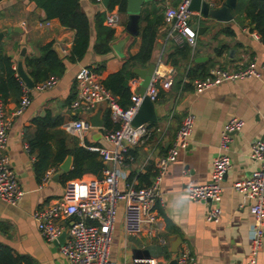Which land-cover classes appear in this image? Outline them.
<instances>
[{"label": "crops", "instance_id": "obj_1", "mask_svg": "<svg viewBox=\"0 0 264 264\" xmlns=\"http://www.w3.org/2000/svg\"><path fill=\"white\" fill-rule=\"evenodd\" d=\"M180 1L145 0L140 32L136 36L128 34L126 30L129 16L127 10L122 12L121 21L116 27L108 26L104 18L103 25L113 28L115 34L110 52L100 54L94 49L95 21L99 13L105 15V9L93 0H80L82 10L91 20L93 34L83 60L71 59L76 31L63 26L58 18L45 19L44 11L40 10L35 1H0V31L9 30L0 47L10 57L13 67L17 68L18 62L22 61L24 70L35 80L34 65L28 60L41 57V46L58 43L64 53V56H60L56 52L65 67L62 74H54L59 76L58 83L46 91L32 88L31 104L21 115L15 116L9 130L6 152L24 189V196L16 205L0 199V248L9 247L14 256L22 259L20 264H68L60 252V246L56 247L54 242H48L41 236L33 212L63 195L67 174L74 161L72 155L71 169L67 172L61 168L63 162H55L64 139L71 150L77 145L113 147L106 137L105 125L87 130L84 144L80 138L64 130L63 123L68 119L91 117L101 110L105 120L106 112L110 111L105 105L88 115L70 110V104L76 98V75L82 67H90L96 71L100 69L104 80L119 71L130 56L140 52L147 17H161L154 58L161 55V59L172 67V61L175 60L177 74L172 88L167 91L161 89L159 99L155 102L158 121L150 123L155 127L152 138L146 144L132 147L124 163L117 166L122 187L127 182H134L138 186L151 183L156 174V158L167 152L188 112L195 115V125L188 148L180 150L177 160L168 167L161 187L163 202L156 203L160 233L167 242L161 243L151 231L128 236L123 222L125 201H120L111 257L121 263H129L137 254H149L156 257L159 264H168L188 249L194 254L197 264H249L254 224L250 207L253 201L237 192L233 184L250 176L258 167V163L250 157V152L253 141L264 136V40L261 32L264 29V0H256V15L262 12L258 24L247 13L250 0H238L241 8L238 9L237 5L233 10L232 21H199L200 25L209 24V28L201 36V46L198 45L197 37V46L191 47L190 52L186 51V58L178 53L182 49H176L178 45L168 38L169 26L165 20L166 8L169 5L176 6ZM223 1L219 0L218 6L223 5ZM16 27H20L22 32L15 31ZM23 35H26L25 44L22 43ZM256 35L259 37L256 38ZM121 40H125L124 44L115 49L114 45ZM24 47H27V53L22 56ZM251 61H255L257 68L262 71L260 78L224 81L197 92L195 79L192 81L188 76L190 68L197 69V77H201L202 72H208L209 75L214 67L233 70ZM131 64L132 71L146 67L133 62ZM44 68L47 69V66ZM135 75L133 80L138 84L133 88L132 80L130 82L133 92L131 101L134 92L142 84V79ZM19 99L20 95H10L5 100L8 112L14 111ZM232 116L242 117L245 126L231 135L228 154L232 166L222 180L223 195L219 202L221 216L218 221H209L206 218L208 204L191 200L185 189L189 184H204L210 180L212 162L219 153L222 130ZM40 124L46 127L45 131L40 130ZM103 163L107 167L108 164ZM185 170L187 173H184ZM48 172L50 179L44 182ZM103 176L104 171L99 174L85 173L82 177ZM62 221L67 225L72 220ZM178 237L181 239L179 251L173 252V242ZM258 264H264V237Z\"/></svg>", "mask_w": 264, "mask_h": 264}, {"label": "built area", "instance_id": "obj_2", "mask_svg": "<svg viewBox=\"0 0 264 264\" xmlns=\"http://www.w3.org/2000/svg\"><path fill=\"white\" fill-rule=\"evenodd\" d=\"M93 1L104 7L105 23L108 26L116 27L120 23L122 12L119 4L109 9L104 6L103 0ZM190 3L191 0H181L176 6L169 5L165 11V20L169 26V39L178 46L189 45L194 48L197 46L198 37L197 31L193 28L194 20L202 21L204 18L199 12L190 9ZM176 74L177 70L174 67L160 59L146 95L156 102L161 89L167 91L172 88ZM17 76L20 78L18 73ZM261 76L262 71L257 68L255 61H251L233 70L214 67L205 78L195 79L194 85L197 92H202L224 81ZM58 81V77L52 76L34 85L33 88L37 91H46L53 88ZM21 83L22 95L11 113L8 112L5 98L0 91V199L12 205L20 202L24 196V189L6 152L9 130L15 116L21 115L32 102V88L22 79ZM137 84L136 80H132L133 88ZM75 87L76 98L70 104V110L88 115L94 113L99 106L105 105L110 110L112 120L119 127L112 130L103 127L113 147L84 145L98 152L105 164H108L103 170L102 178L81 177L69 180L60 198L33 212L32 216L39 226L40 234L46 241L55 242L63 231H67L66 241L59 249L68 264H159L157 258L149 254H137L129 263H121L111 257L118 206L120 201H125L123 222L128 236L151 231L161 243L167 242L160 233V216L156 210V203L163 202L161 187L169 165L177 160L180 150L188 148L195 125V115L188 112L184 116L167 152L156 158V175L152 183L138 186L134 182H127L123 188L117 166L124 163L132 147L149 142L155 131V127L150 123L133 125V119L144 96L134 92L132 104L124 109L119 103L118 96L104 85L102 74L90 67L80 69L76 75ZM244 126L245 120L242 117L232 116L229 119L221 133L219 153L213 159L210 180L204 184H189L185 189L191 200L208 204L206 218L209 221H218L221 216L219 202L223 195L222 180L232 166L228 154L229 142L231 135L241 131ZM93 127L87 116L68 119L63 123L64 130L80 138L83 144L85 132ZM250 157L258 163V167L250 176L235 181L233 187L253 201L250 212L254 224L248 261L249 264H258L264 237V139L253 141ZM49 179L50 172L43 181ZM64 219H71L73 224H64L62 221ZM177 259L180 264H197L194 254L188 249L183 250Z\"/></svg>", "mask_w": 264, "mask_h": 264}, {"label": "trees", "instance_id": "obj_3", "mask_svg": "<svg viewBox=\"0 0 264 264\" xmlns=\"http://www.w3.org/2000/svg\"><path fill=\"white\" fill-rule=\"evenodd\" d=\"M1 1V0H0ZM37 5L45 12V19L58 18L61 24L67 28L76 31V36L71 51L72 60H83L91 45L93 34L92 24L88 15L82 10L80 0H33ZM128 0H110L109 9H112L115 4H119L120 11L126 12ZM247 13L252 18L253 22L259 23L262 12L256 15V0H250ZM250 6V7H249ZM238 9L241 8V4L238 5ZM258 12V11H257ZM96 41L94 49L97 53L108 54L111 49V42L114 39L115 31L113 28L103 25L105 15L99 13L96 16ZM161 23V17L146 18V26L142 32V43L140 52L136 55H132L124 63L123 67L106 77L103 80L104 85L118 96L120 105L126 109L131 104L132 90L130 82L136 75L134 71L130 69L131 63L142 64L148 66L153 54V50L156 45V38L158 35L159 25ZM259 26V25H258ZM262 37L264 40V29H261ZM0 47V91L3 94L5 100L10 95H22V83L21 79L17 76V70L13 67L12 61L9 56L1 51ZM41 57L35 59H29L28 61L34 65V83L38 84L54 75L64 71L65 67L58 58L56 50L54 49V42L48 43L45 46H41ZM176 49H182L179 51L184 58L188 56L187 50L190 52L192 49L190 46L185 45L182 47H176ZM219 54V51H218ZM133 64V65H134ZM172 65H177L176 61H172ZM47 66V69L44 67ZM145 68V67H144ZM59 69V70H58ZM100 72V69H98ZM199 71L197 69L190 68L188 72L189 78L192 81L197 78H205L208 72H202L201 77L198 76ZM3 77L4 80H3ZM196 77V78H195ZM194 78V79H193ZM20 100V99H19ZM104 125L108 129H116L118 124L112 121L110 111L105 114ZM61 120L59 121V123ZM40 130L45 131L46 127L39 125ZM43 152V149H42ZM68 155H73L74 161L72 169L67 174V182L72 179L81 178L85 173H97L99 174L104 170L105 165L98 152L92 151L83 146H75L72 150L68 148L67 141L64 139L60 152L57 154L55 162H63ZM129 155V154H128ZM156 175V174H155ZM152 183V182H151ZM151 183L147 184L150 185ZM21 258L14 256L12 250L9 247L0 248V264H20Z\"/></svg>", "mask_w": 264, "mask_h": 264}, {"label": "water", "instance_id": "obj_4", "mask_svg": "<svg viewBox=\"0 0 264 264\" xmlns=\"http://www.w3.org/2000/svg\"><path fill=\"white\" fill-rule=\"evenodd\" d=\"M144 2L145 0H128L127 2V13L129 16L126 23V30L130 35L136 36L140 32V19H141L142 6ZM218 2L219 0H191L190 9L195 12H199L203 16L204 18L203 21L205 22L208 20H216L219 22L232 21L234 19L233 10L237 8L238 0H224L223 5L221 6H218ZM109 3L110 0H103V4L106 8L109 7ZM41 9L42 8H40V10ZM193 28L197 31L198 35H203L205 31L209 28V24L200 25L199 21H196L193 24ZM8 31H9L8 29H3L0 31V43L2 42L3 38L8 33ZM15 31L22 32V29L20 27H16ZM23 38L24 40L22 43L25 44L26 35H23ZM124 42L125 40H121L118 44L114 45V48L118 49L119 46L124 44ZM54 49L60 56H64L63 49L58 43L54 44ZM154 49H156V47ZM26 53H27V47H24L22 50V56H25ZM153 55H154V50L150 63L147 67L134 69V72L142 79V84L140 85V89L137 91V93L144 96L143 101L133 119L134 126H138L143 123H155L158 121L155 102L152 101L150 97L146 95L147 87L149 86L152 80V76L156 69L157 63L161 59V55H159L157 58H154ZM17 72L30 88L34 87V80L24 70L22 61L18 62ZM88 119L90 120L91 124L94 127L104 126V120L102 118L101 110H98L94 115L88 117ZM261 139H264V136ZM72 159H73L72 155H68L66 157V159L61 164V168L63 171L67 172L71 169ZM70 224H73V221H71ZM66 238H67V231L65 230L60 235L58 240L54 242L56 247L63 245L66 241ZM180 241L181 239L178 237L177 240L173 242V249H172L173 252L179 251ZM168 264H180V263L178 262L177 258H174L170 260Z\"/></svg>", "mask_w": 264, "mask_h": 264}, {"label": "rangeland", "instance_id": "obj_5", "mask_svg": "<svg viewBox=\"0 0 264 264\" xmlns=\"http://www.w3.org/2000/svg\"><path fill=\"white\" fill-rule=\"evenodd\" d=\"M203 35H204V34H203ZM203 35H198V38H199L198 45H199V46H201V44H202V41H201L202 37H201V36H203Z\"/></svg>", "mask_w": 264, "mask_h": 264}]
</instances>
